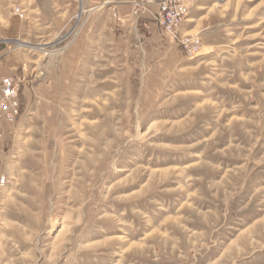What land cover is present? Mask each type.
Masks as SVG:
<instances>
[{
	"label": "rangeland",
	"instance_id": "obj_1",
	"mask_svg": "<svg viewBox=\"0 0 264 264\" xmlns=\"http://www.w3.org/2000/svg\"><path fill=\"white\" fill-rule=\"evenodd\" d=\"M186 2L154 35L0 0L26 77L0 127V264H264V0Z\"/></svg>",
	"mask_w": 264,
	"mask_h": 264
},
{
	"label": "crops",
	"instance_id": "obj_2",
	"mask_svg": "<svg viewBox=\"0 0 264 264\" xmlns=\"http://www.w3.org/2000/svg\"><path fill=\"white\" fill-rule=\"evenodd\" d=\"M145 1L146 0H80V8L81 11L85 10L89 12V16H92L97 10L107 9L113 16L122 20L124 19L126 22L129 21V23L137 29V33H139V25L141 24L143 25L142 27H145V31L156 34L157 31H159V22L157 21L156 15L152 14L156 13V5H148V9H145L139 17L134 16V11L139 5H144ZM78 6L77 4V7ZM1 14L2 13H0V95L3 91V79L19 74L22 66V58L14 54V52L11 51L13 49L10 50L8 48L9 43L13 44L15 41H18L22 23L17 17H8L6 14ZM3 35L5 36V41L2 39ZM3 44L5 46H3ZM0 127H3L2 121L0 122Z\"/></svg>",
	"mask_w": 264,
	"mask_h": 264
},
{
	"label": "built area",
	"instance_id": "obj_3",
	"mask_svg": "<svg viewBox=\"0 0 264 264\" xmlns=\"http://www.w3.org/2000/svg\"><path fill=\"white\" fill-rule=\"evenodd\" d=\"M144 9H148V5H156L157 21L164 27L165 31L172 33L177 30L181 24L187 19L189 7L186 0H146ZM16 12L23 17V12L19 8ZM191 49L192 54L198 53L200 45H191L186 43ZM25 76H9L2 81L3 91L0 95V122L6 121L14 123L20 114L19 92L25 81ZM3 133L0 131V140ZM5 182V177H1L0 184Z\"/></svg>",
	"mask_w": 264,
	"mask_h": 264
}]
</instances>
